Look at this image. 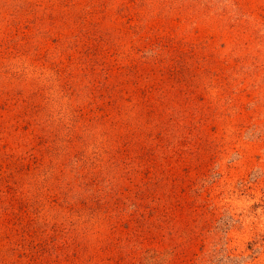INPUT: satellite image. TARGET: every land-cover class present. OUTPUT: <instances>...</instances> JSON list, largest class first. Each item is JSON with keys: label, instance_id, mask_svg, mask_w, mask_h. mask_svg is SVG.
<instances>
[{"label": "rangeland", "instance_id": "rangeland-1", "mask_svg": "<svg viewBox=\"0 0 264 264\" xmlns=\"http://www.w3.org/2000/svg\"><path fill=\"white\" fill-rule=\"evenodd\" d=\"M0 264H264V0H0Z\"/></svg>", "mask_w": 264, "mask_h": 264}]
</instances>
